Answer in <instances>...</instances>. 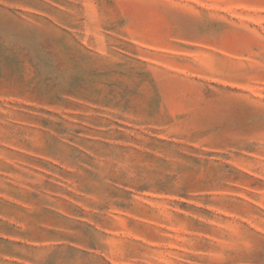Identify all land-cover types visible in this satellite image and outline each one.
Segmentation results:
<instances>
[{
	"label": "rangeland",
	"instance_id": "obj_1",
	"mask_svg": "<svg viewBox=\"0 0 264 264\" xmlns=\"http://www.w3.org/2000/svg\"><path fill=\"white\" fill-rule=\"evenodd\" d=\"M0 264H264V0H0Z\"/></svg>",
	"mask_w": 264,
	"mask_h": 264
}]
</instances>
